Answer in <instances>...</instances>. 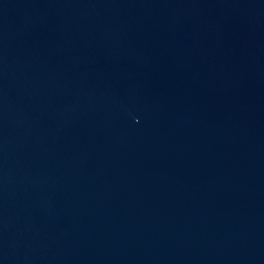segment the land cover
<instances>
[{
  "label": "water",
  "instance_id": "95a60500",
  "mask_svg": "<svg viewBox=\"0 0 264 264\" xmlns=\"http://www.w3.org/2000/svg\"><path fill=\"white\" fill-rule=\"evenodd\" d=\"M0 264H264V0H0Z\"/></svg>",
  "mask_w": 264,
  "mask_h": 264
}]
</instances>
